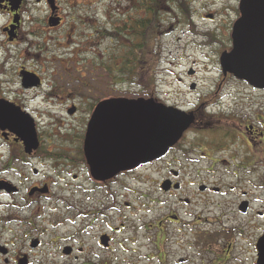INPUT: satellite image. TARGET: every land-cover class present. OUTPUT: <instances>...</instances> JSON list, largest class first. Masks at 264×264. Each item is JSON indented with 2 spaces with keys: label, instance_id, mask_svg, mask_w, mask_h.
Wrapping results in <instances>:
<instances>
[{
  "label": "flooded vegetation",
  "instance_id": "obj_1",
  "mask_svg": "<svg viewBox=\"0 0 264 264\" xmlns=\"http://www.w3.org/2000/svg\"><path fill=\"white\" fill-rule=\"evenodd\" d=\"M105 1L0 0V264H260L264 89L221 63L240 0ZM174 34L198 53L185 66L165 64ZM149 57L174 88L149 90ZM150 98L192 124L162 157L93 177V114L107 111L99 154L123 156L106 137L127 115L108 104Z\"/></svg>",
  "mask_w": 264,
  "mask_h": 264
},
{
  "label": "water",
  "instance_id": "obj_2",
  "mask_svg": "<svg viewBox=\"0 0 264 264\" xmlns=\"http://www.w3.org/2000/svg\"><path fill=\"white\" fill-rule=\"evenodd\" d=\"M239 14L232 31V51L222 55L221 63L225 72L229 71L254 88L264 89V0H240ZM108 106L121 112L120 115H127L124 120L127 123L117 120L110 128H115L116 134L106 137L109 143L126 148V154L111 158L99 154V145L103 144L98 141L96 131H106L109 128L106 129L97 116L104 115L107 111L94 113L88 126L84 150L91 174L100 180L109 179L120 171L133 169L161 157L193 122L191 113L166 107L154 99L117 100ZM135 114H143L137 122L142 138H135L130 134L132 127L128 122L134 117H128ZM122 130L125 135L121 134ZM259 244V249L263 248L260 250V264H264V237Z\"/></svg>",
  "mask_w": 264,
  "mask_h": 264
},
{
  "label": "rangeland",
  "instance_id": "obj_3",
  "mask_svg": "<svg viewBox=\"0 0 264 264\" xmlns=\"http://www.w3.org/2000/svg\"><path fill=\"white\" fill-rule=\"evenodd\" d=\"M106 3H110L107 0L105 1ZM172 2L173 0L170 1H166L165 0V6H167V8H171L172 6ZM118 3L123 4V1H118ZM167 12V11H166ZM165 20H167V18H165ZM176 34L174 35H170V36H165L164 40V55L163 58L165 59V64L167 65L168 60L167 59H173L174 61L183 64V66L187 65L189 62V58H194L198 56V53L196 51H193L191 49H187V50H176L178 47L180 48V46H177L179 44H175L172 40L173 37H175ZM182 48V47H181ZM151 57V56H150ZM149 57V62H148V88L151 91L153 90H161V89H172L174 87L169 86L170 83L165 84V87L162 86V80L164 81H171L170 76H168V74H163L161 73V68L162 65H159L157 62H151ZM203 80H205V78H203ZM156 97V96H155ZM196 96L194 95H187L185 98L187 100L193 101L195 99ZM264 102V101H263ZM138 179L137 182L136 180H132L129 182V187L134 191V192H140L141 195H146L147 191L148 195L147 197L149 198L148 201H156L159 200V196L156 193H153L152 188H150L149 190H152V192H149V190H147V188L143 185V183ZM141 184V185H140ZM155 191V190H154ZM156 192V191H155ZM138 194H129L128 196V202L129 201H133V202H145L144 200H138ZM139 204H135L134 206L138 209H136L137 211H140L141 209H139L138 207ZM135 212V211H134ZM134 224L136 226H139L140 224V218L138 217L137 213L135 212V216L133 218ZM241 244V242H240Z\"/></svg>",
  "mask_w": 264,
  "mask_h": 264
},
{
  "label": "trees",
  "instance_id": "obj_4",
  "mask_svg": "<svg viewBox=\"0 0 264 264\" xmlns=\"http://www.w3.org/2000/svg\"><path fill=\"white\" fill-rule=\"evenodd\" d=\"M166 1H170V0H166ZM164 2H165V0H164ZM167 6H165V8H166Z\"/></svg>",
  "mask_w": 264,
  "mask_h": 264
}]
</instances>
